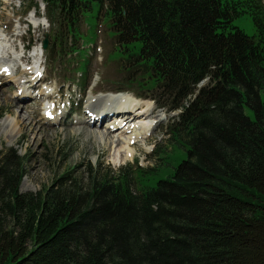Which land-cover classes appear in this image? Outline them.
<instances>
[{"label": "trees", "instance_id": "obj_1", "mask_svg": "<svg viewBox=\"0 0 264 264\" xmlns=\"http://www.w3.org/2000/svg\"><path fill=\"white\" fill-rule=\"evenodd\" d=\"M42 4L49 60L107 29L129 86L119 92L135 86L138 99L177 112L171 153L149 168L86 162L22 194V159L0 151V264H264V0ZM177 147L185 158L165 174Z\"/></svg>", "mask_w": 264, "mask_h": 264}, {"label": "rangeland", "instance_id": "obj_2", "mask_svg": "<svg viewBox=\"0 0 264 264\" xmlns=\"http://www.w3.org/2000/svg\"><path fill=\"white\" fill-rule=\"evenodd\" d=\"M42 3L43 0H0V34L4 31L9 37L16 36V38L13 36L14 38L9 40V43H6L8 39L2 42L3 46L0 47V67H9L8 75L10 74L4 77L0 75V151L12 150L23 161L24 177L21 180L19 191L22 194L37 193L49 186L52 180L65 171L77 172L79 170V173L86 162L92 166L101 162L103 167L113 171L133 166L136 162L141 168L159 164L157 159L160 151L171 153L167 127L177 112L167 114L149 100L135 101L134 95L137 94L135 92L138 89L133 86L131 87L133 92H125L131 96L127 94L113 96H119L120 100H124L121 96H126L134 100L136 104L150 103L151 114L143 116L141 112L146 110V106L140 105L132 110V118L129 121L120 120L116 116L102 124L85 125L84 121L88 120L86 101L90 97L97 98L120 93L119 91L127 90L129 86L121 83L123 75L119 72L115 60L111 58L113 43L109 39L107 29L102 25L97 27V35L95 33L83 35V41H79L77 47L80 49L78 54H72L61 61L49 60L47 54L44 53L45 50L42 49L44 40L51 38ZM35 5L36 8L29 9L30 6ZM34 14L35 18H33ZM93 23L96 21L89 19L87 24L90 27L83 26L82 34L86 31L91 33L90 28ZM234 24L248 35L253 33L251 22L244 18L236 20ZM18 35L23 38L21 41ZM24 45H29L44 54L40 57V68L37 71L42 78L39 89L33 90V95L29 96V100L20 99V101L14 99L18 92L17 81L27 76H24L23 72L26 73L29 69L35 68L32 64L34 63L32 57L29 56L30 59L27 61L23 59L25 62L20 60L23 55L21 48L25 47ZM82 45L83 48H81ZM32 54L30 50L28 55ZM28 55L24 56L28 57ZM86 61H88V70L85 80L89 79L90 83L84 90L81 68ZM24 63L28 66L26 67ZM15 70V75H11ZM32 72L29 78L24 79L25 82L32 80ZM47 93L56 95L51 98L52 100L50 98L37 100L40 94ZM37 94L39 96L36 98ZM142 95L149 94L142 93ZM23 106H27V113L21 111ZM58 114L62 116L59 117ZM15 117H20L21 121L29 118V126L20 130L15 124ZM56 117L60 118V120L58 118L59 122L53 121ZM155 117L157 121L147 134L148 136L133 140L130 146L125 144L126 140L133 135L132 130L138 128L140 123L151 122ZM108 128H113L112 132ZM100 139L104 141H117L118 139L121 142L117 147H108L100 144ZM173 152L171 160H167L164 168L165 174L173 172L177 162L185 158V151L181 148L177 147ZM124 155L130 158L121 164L118 163L119 159L116 164H113L115 159L120 156L124 157ZM154 158L155 161H153Z\"/></svg>", "mask_w": 264, "mask_h": 264}, {"label": "bare ground", "instance_id": "obj_3", "mask_svg": "<svg viewBox=\"0 0 264 264\" xmlns=\"http://www.w3.org/2000/svg\"><path fill=\"white\" fill-rule=\"evenodd\" d=\"M33 16H35V14ZM13 36L14 35L9 37L8 33L3 31V33L0 34V47L3 46L2 42H5L7 39L8 40L6 41V43H9L10 42L9 40H11L14 37L16 38V36H14V37ZM17 37H20V39H19L20 41H21V39H23V38H21L20 35H18ZM22 37H23V35H22ZM24 38H25V35H24ZM24 46L25 47H22L21 49L25 50L27 48V45H24ZM43 54L44 53L41 52V51L39 52L37 50H34L33 54L32 55H28V57H25L26 55L22 57V55H21V59H20L21 61H24V60L27 61L28 59H30L29 56L32 57V60L34 59V63H32V64H33V67H35V68L34 69H29V71H27L26 73L23 72V75L24 76L27 75V76L24 77L23 80L21 78H19L21 80L17 81L18 92L15 95V98H14L15 100H18V99L19 100L20 99L21 100H29L31 95H33L32 94L33 90L34 89H39L38 87L40 86V82H41L42 78H40V76L37 73V71L40 68V66L38 67V65L40 63V57L43 56ZM31 67H29V68H31ZM8 68L9 67H6V66L2 67V68L0 67V75L3 76V77L5 75L9 76L10 74L8 75V72H9ZM35 69H37V70L34 71ZM32 70L34 72H32ZM10 72H12V71H10ZM31 72H32V75H31L32 80H28V81L25 82L24 79L29 78L30 77L29 74ZM15 73H16V70L14 72H12L11 75L12 74L15 75ZM124 94L130 95L128 93H116V94H107L106 96L104 95V97H102V96L97 97V98H91L90 97L88 99V101H86V107H87L86 115L88 116V120L84 121V124L85 125H89V124L91 125L92 124L91 126L98 125V124H102V123L106 122L107 120H111L112 118H114L116 116H118L120 120L123 119L125 121H129L132 118V114H131L132 110H134L135 108H137V106H140V105L146 106L145 107L146 110H143L141 112V114L143 113L142 114L143 116H148L149 114H151L152 106L150 105V103L149 104L146 103V104L143 105L142 102H139L138 104H136L134 102V100H132L131 98H128L126 96H121V97L124 98V100H120L119 96H113V95H124ZM55 95L54 94L53 95H49L47 93V94H40V96H39V94H37L36 98H37V96H39L37 100H40L42 98H43V100H44V98L45 99H48V98L51 99V98H53V96L55 97ZM134 99H135V101L138 100L136 98H134ZM11 108H14V107L11 106ZM21 111H23V112L25 111L27 113V106H23L21 108ZM58 116L61 117L62 115L58 114ZM59 117H56L55 120H53V121L59 122V120H60ZM58 118H59V120H58ZM156 121H157V118L155 117L151 122L140 123L138 128H136V129L131 131V133L133 135L130 136V139L126 140L125 144L130 146V145H132L133 140H135V139H143L149 133V131L152 129V126L154 125V123ZM28 123H29V118H27L25 121H21L20 117H15V124H17L19 126L20 130L22 128L26 127V126H29ZM135 125H137V124H135ZM108 130L110 132H112L113 128H108ZM108 132H107V134H108ZM120 142H121V140H118V139H117V141H113V140L104 141L103 139H100V144H104L105 146H108V147H113V146L117 147L120 144ZM129 158L130 157L128 155H126V156L124 155V157L120 156V158L114 160L113 164H116L119 159L120 160L118 161V163L121 164L124 161H127Z\"/></svg>", "mask_w": 264, "mask_h": 264}, {"label": "water", "instance_id": "obj_4", "mask_svg": "<svg viewBox=\"0 0 264 264\" xmlns=\"http://www.w3.org/2000/svg\"><path fill=\"white\" fill-rule=\"evenodd\" d=\"M42 47H43V49H46V47H47V40L46 39L44 40Z\"/></svg>", "mask_w": 264, "mask_h": 264}]
</instances>
